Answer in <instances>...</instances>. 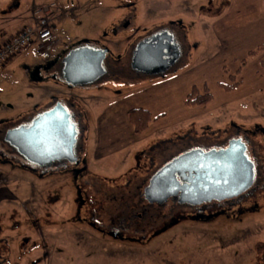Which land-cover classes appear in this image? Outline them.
<instances>
[{
  "label": "rangeland",
  "instance_id": "obj_1",
  "mask_svg": "<svg viewBox=\"0 0 264 264\" xmlns=\"http://www.w3.org/2000/svg\"><path fill=\"white\" fill-rule=\"evenodd\" d=\"M51 2L60 18L52 25L51 59L79 43L106 47V67L117 62L116 75L71 89L45 73L33 81V68L48 62L33 46L0 69V264H258L264 50L252 58L249 52L264 46V0H18L19 11L27 16ZM164 30L176 36L183 58L165 77L131 75L133 47ZM233 83L241 84L226 92ZM194 88L209 90L213 100L187 105ZM52 97L82 116L85 169L77 178L68 169L25 168L5 141L8 131L43 114ZM134 109L158 118L143 134L130 123ZM239 138L255 163L254 184L240 197L200 208L143 199L153 175L173 159L223 150ZM131 207L146 214L147 228L134 224L110 236L108 219Z\"/></svg>",
  "mask_w": 264,
  "mask_h": 264
},
{
  "label": "water",
  "instance_id": "obj_2",
  "mask_svg": "<svg viewBox=\"0 0 264 264\" xmlns=\"http://www.w3.org/2000/svg\"><path fill=\"white\" fill-rule=\"evenodd\" d=\"M169 33L140 43L133 56V68L149 72L156 67L166 71L178 60L180 51ZM174 51V61L166 65L165 51ZM109 49L89 46L71 50L63 59V78L69 87L95 83L105 75L103 63ZM72 110L58 103L23 125L7 132L5 141L27 162L41 166L56 160H75L77 130L71 123ZM255 163L244 141L232 140L223 150H192L165 165L145 189L150 204H164L177 197L192 207L238 198L254 184Z\"/></svg>",
  "mask_w": 264,
  "mask_h": 264
},
{
  "label": "flooded vegetation",
  "instance_id": "obj_3",
  "mask_svg": "<svg viewBox=\"0 0 264 264\" xmlns=\"http://www.w3.org/2000/svg\"><path fill=\"white\" fill-rule=\"evenodd\" d=\"M58 20H60V18L57 19L55 21V23ZM164 33H169L170 35H172L174 37L173 44H176L177 47L179 48L180 55H179L178 60L175 62V64L170 66V68L166 71H163L164 67H160V68L156 67L149 72L138 71V70L134 69L133 68V56H134V52H135L136 48L138 47V45L144 41L153 40L154 38H156V36H159V35L164 34ZM86 46L91 47L90 45L79 43L77 46H74L72 49L68 50V52H65L64 55L57 57L55 59H51L50 61H48L45 64H40L39 66L34 67L33 73L31 74L33 81H39L41 79L42 73H45V75H47V77H48V75H50L53 79H55L56 81H60V82L62 81L69 89H71V87H69L65 83L64 78H63V69H64L63 59L67 56V54L71 50L86 47ZM105 48L106 47H102V48L98 47V49H105ZM183 55H184V52L180 48L176 36L173 35V33H171L169 30H164L163 32H160V34H157V35H155L149 39L140 40L133 47V49L131 50V53H130V56H131L130 65H129L130 69H131L130 73H131V75H134V77H148V76H150V77H165L167 72L170 71L180 61V59L183 58ZM108 56H109V53L107 54V57ZM107 57L103 63V66L105 69V75L104 76L111 75L113 77L116 75L115 64L117 62H113V63L111 62L112 65H109L108 67H106ZM164 59H165V61H167L166 65H171L172 61H174V59H175L174 58V51L166 50ZM102 78H100V79H102ZM99 80H97V81H99ZM52 101L49 103L48 109H47V104H46V108H45L44 113H47L48 110H51L52 108H54L58 103L64 104L72 110L71 123L75 125L76 130H77V134H78V139H77V142H76L74 149H73L75 160L71 161L68 158H63V159L56 160L52 163L46 162L41 166H37V165H33V164L27 162L22 157V159L24 160L23 165L25 166V168H28L30 170H34V171L44 170V172L46 171L47 173L52 172V171L57 172V171H61L64 169L65 170L68 169V171H70V173L75 178H77L78 176H80L81 172L85 169V165H84V161H83L84 159H83V154H82L83 153V147H81V139H82L83 134H84L83 133L84 130H83V126H82V116H79L78 114H76L77 112L74 111V104L73 103L70 102L68 104L66 102V100L65 101L60 100L57 97H52ZM134 110H140V109H134ZM0 156H3V152L1 150V148H0ZM156 174H154L153 176H155ZM149 184H148V186H149ZM144 193H145V191L143 192V199L146 201ZM171 199H175L178 201L177 197L170 198L169 200H171ZM154 205L155 206H162L163 204H154ZM204 205L205 204H203L201 206H204ZM201 206H197V208H200ZM140 218H142L143 221H142V219L140 220ZM108 221H109L108 233L110 236H113V237H119L124 231H126V229H128L131 225H134V224H136L135 229H137V230H144L145 228H147L146 224H145V227L142 228V225H143L142 223L147 222L146 214L142 215L140 213H137V211H135L133 209V207L129 208L128 210L122 211V212H119V211L116 212L115 214L112 215L110 220L108 219Z\"/></svg>",
  "mask_w": 264,
  "mask_h": 264
},
{
  "label": "built area",
  "instance_id": "obj_4",
  "mask_svg": "<svg viewBox=\"0 0 264 264\" xmlns=\"http://www.w3.org/2000/svg\"><path fill=\"white\" fill-rule=\"evenodd\" d=\"M56 8V3L37 8L30 25L8 41L0 43V69L32 46L37 47L44 60L50 59L54 47V32L50 24L56 16Z\"/></svg>",
  "mask_w": 264,
  "mask_h": 264
},
{
  "label": "trees",
  "instance_id": "obj_5",
  "mask_svg": "<svg viewBox=\"0 0 264 264\" xmlns=\"http://www.w3.org/2000/svg\"><path fill=\"white\" fill-rule=\"evenodd\" d=\"M264 50V46L259 47L256 51H250L249 57L257 56L261 51ZM247 65L246 61L241 62V67L238 69L237 74L240 75L241 70ZM264 67V63H263ZM236 76L232 75V80L235 81L233 78ZM241 83H233L232 85L224 86L226 92H233L237 90ZM213 100V96L209 92V90L205 89L204 93H200L195 88L190 92L186 104L192 107H205ZM129 120L130 123L133 125V129L135 134H143L151 124L152 121L157 120L158 118H152L151 114L143 109L140 110H131L129 113ZM24 166V165H23ZM255 254H256V261L258 264L264 262V242H259L255 246Z\"/></svg>",
  "mask_w": 264,
  "mask_h": 264
},
{
  "label": "crops",
  "instance_id": "obj_6",
  "mask_svg": "<svg viewBox=\"0 0 264 264\" xmlns=\"http://www.w3.org/2000/svg\"><path fill=\"white\" fill-rule=\"evenodd\" d=\"M45 5L48 4H40L34 7L30 13L31 16L30 14L25 16L24 13L19 11L18 0H0V43L8 41L11 37L21 32L26 26L30 25L32 23L34 11Z\"/></svg>",
  "mask_w": 264,
  "mask_h": 264
}]
</instances>
